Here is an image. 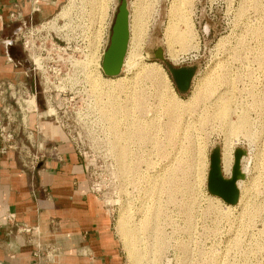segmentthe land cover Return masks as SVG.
I'll list each match as a JSON object with an SVG mask.
<instances>
[{
  "label": "rangeland",
  "instance_id": "obj_1",
  "mask_svg": "<svg viewBox=\"0 0 264 264\" xmlns=\"http://www.w3.org/2000/svg\"><path fill=\"white\" fill-rule=\"evenodd\" d=\"M127 1L130 22L138 1L150 13L144 11L138 32L140 65H124L118 77L106 76L102 63L120 0H59L46 20L27 23L17 34V64L25 82L7 86L3 94L1 127L14 135L5 144L30 149L32 156L24 159L38 168L42 155L31 117L41 115L56 126L87 167L127 264H137L132 255L140 258L138 264H264V0H193L194 38L182 44L181 27L172 50L168 27L174 0ZM159 67L164 74L155 71ZM146 68L157 73L140 74ZM182 68L192 70L186 92L173 77ZM221 77L226 82L218 90L231 103L232 121L243 113L249 118L245 130L230 135L233 157L238 148L248 152L242 161L243 200L236 206L210 195L207 187L210 155L216 147L224 149L228 128L215 119L202 123L201 106L168 137L160 102L192 101L196 91L209 82L220 84ZM142 127H147L143 141Z\"/></svg>",
  "mask_w": 264,
  "mask_h": 264
},
{
  "label": "crops",
  "instance_id": "obj_2",
  "mask_svg": "<svg viewBox=\"0 0 264 264\" xmlns=\"http://www.w3.org/2000/svg\"><path fill=\"white\" fill-rule=\"evenodd\" d=\"M58 3L0 0V264H127L113 218L64 134L43 116L31 117L42 155L38 168L24 159L30 149L1 137L5 88L25 82L17 34L27 23L46 20ZM19 225L35 231L22 234Z\"/></svg>",
  "mask_w": 264,
  "mask_h": 264
},
{
  "label": "bare ground",
  "instance_id": "obj_3",
  "mask_svg": "<svg viewBox=\"0 0 264 264\" xmlns=\"http://www.w3.org/2000/svg\"><path fill=\"white\" fill-rule=\"evenodd\" d=\"M142 1V0H141ZM102 3V2H101ZM144 3V2H143ZM139 1L137 3V7L134 11V13L132 14V20H131V28H130V40H129V44H128V49H127V53H126V56L125 57V60H124V65H127L128 67H130L131 69L132 68H135V67H138V65H140L137 60H138V54L139 52L141 51V35L138 33L139 30H142L141 27H143L144 25V11L145 10H148V15L150 13V9L149 8H144V10H142V7L139 6ZM147 5V4H146ZM192 5L193 4V0H174L173 3H172V7H171V10H170V23H169V27H168V36H169V47L171 49L172 45L174 47V43H175V40L177 39V33L178 30L183 27L184 30H185V33L184 35H182V40H181V43L182 44H186V43H190L192 41V39L194 38V35H193V31H192V26H191V19H190V10H191V7H193ZM146 13V12H145ZM146 17H147V14H146ZM149 17V16H148ZM141 26V27H140ZM182 29V28H181ZM143 44V43H142ZM172 47V48H173ZM172 50V49H171ZM142 52V51H141ZM172 56H174V53L172 52L171 53ZM140 56V55H139ZM152 55H150L149 57H151ZM171 58V57H170ZM176 58V57H175ZM141 59V58H140ZM141 61V60H140ZM93 66H95L93 64ZM92 67V66H91ZM127 67V68H128ZM153 68V67H152ZM148 69L146 68V71L144 70H141L140 71V74H147V76L150 74L153 76L152 72H154L152 70H150L149 72L147 71ZM158 71L159 73L161 74H164V70L159 67V69H155V71ZM131 71V70H130ZM155 73V72H154ZM157 73V72H156ZM155 73V74H156ZM139 74V75H140ZM160 75V74H159ZM100 80V79H99ZM98 80V81H99ZM100 82V81H99ZM104 82H107V81H104ZM109 82V81H108ZM223 82L225 83V78L221 77V82L219 84V82L215 81V82H209V84H207L203 89H200V91H196L198 93H196L194 95V100L192 101H189L187 103L185 102H180V101H176V102H171L169 101V103H165V102H168L163 100V98H160L161 99V106L168 118V121H167V124H166V130H167V135H169L168 137H172V135L174 134L175 132V129L177 128L178 126V121H183V118L185 116H187L189 113L192 114L196 111V107H203L205 108V110L203 111L202 114L199 115V118L201 119L202 123H208L211 121V119H215V120H218L219 122L222 123L223 126H226L228 128V130L230 131L229 132V137L228 139L225 141V146H224V149L222 150V166H223V171H224V174L227 175L232 169V162H233V154H232V150L230 148V143H231V139H232V136L230 135H233L232 133L233 130H238V129H244V128H247L249 126V118H248V114L247 113H243V119H239L238 122L235 124L232 120V115L233 113L231 112V103L230 101L228 100H225V98L223 97L224 94L221 93L218 89H219V86L220 85H223ZM101 83V82H100ZM99 84V83H98ZM120 84V83H118ZM219 84V85H218ZM97 85V83H96ZM128 85V84H126ZM99 86V85H98ZM102 86V85H101ZM106 86V84L104 85ZM119 86V85H117ZM125 85H123L124 87ZM129 87V85H128ZM101 88V87H100ZM103 88V87H102ZM122 88V87H121ZM97 89V88H96ZM118 89V88H117ZM120 89V88H119ZM126 89V88H125ZM129 89V88H128ZM104 90V89H103ZM124 90V89H123ZM132 91V90H131ZM130 91V92H131ZM134 92V90H133ZM108 93V92H107ZM173 93V92H172ZM138 94V93H136ZM140 96V95H139ZM142 96V95H141ZM158 96V95H157ZM131 97H133L131 95ZM165 97V95H164ZM113 98V97H111ZM130 98V97H129ZM142 98L139 97L137 98L136 97V100H141ZM213 99V100H211ZM159 100V99H158ZM111 101V100H110ZM143 101V100H141ZM140 101V102H141ZM207 101H211V107L210 109L206 107V102ZM263 101V100H262ZM261 101V102H262ZM138 102V103H140ZM128 103V102H127ZM136 103V102H135ZM134 103V104H135ZM144 103V102H142ZM258 103V102H257ZM131 104V103H130ZM133 104V105H134ZM209 104V103H208ZM262 106H264V102L261 103ZM255 105V104H254ZM253 105V106H254ZM260 105V103H259ZM258 104L256 106H259ZM138 106V105H137ZM140 106H141V103H140ZM139 106V108H140ZM129 107V106H128ZM135 107H136V104H135ZM134 107V108H135ZM142 107V106H141ZM159 107V106H158ZM261 107V105H260ZM203 108V109H204ZM144 109V108H143ZM124 111L125 108L123 109ZM123 110H122V113H123ZM132 109H130L131 111ZM135 110H138V108H136ZM146 110V109H145ZM114 111V110H113ZM129 111V110H128ZM143 111V110H142ZM118 112V111H117ZM121 112V111H120ZM157 112V111H156ZM119 113V112H118ZM132 113V111L130 112ZM134 113V112H133ZM140 113V112H139ZM142 113V112H141ZM161 113V112H160ZM120 114V113H119ZM125 114V113H124ZM129 114V113H128ZM126 115V114H125ZM124 115V116H125ZM133 115V114H132ZM146 115V114H145ZM188 115V116H189ZM118 116V115H117ZM129 116V115H128ZM136 116V115H135ZM197 116V115H196ZM139 117V116H138ZM144 117V116H143ZM158 117V116H157ZM113 118V117H112ZM125 118H127L125 116ZM120 119V118H118ZM146 119V118H145ZM189 119V118H188ZM128 120V119H127ZM139 120V119H138ZM121 121V120H120ZM185 121V119H184ZM145 122V121H144ZM186 122V121H185ZM236 122V121H235ZM132 123H135V122H132ZM130 123V125L132 124ZM142 123V122H141ZM180 123V122H179ZM182 124V123H181ZM138 125V124H137ZM142 125V124H141ZM145 125V124H144ZM147 125V124H146ZM139 126V125H138ZM129 128V127H128ZM147 128V127H146ZM145 127H142L140 128V139L145 140L146 139V129ZM164 128V127H163ZM180 128V126H179ZM132 129V128H131ZM137 129V128H136ZM157 129V127H156ZM158 129H160L159 125H158ZM129 130V129H128ZM245 130V129H244ZM137 131V130H136ZM236 132V131H235ZM248 132V130H247ZM135 133V131H134ZM127 134V133H126ZM131 134V133H130ZM139 134V133H138ZM153 135V134H152ZM236 135V134H235ZM119 136V135H118ZM122 136V135H121ZM124 136V134H123ZM122 136V137H123ZM129 136V135H128ZM132 136V135H131ZM138 136V135H137ZM234 136V135H233ZM125 137H127L125 135ZM125 137L123 139H125ZM130 137V136H129ZM134 137V136H133ZM154 137V136H153ZM175 137V136H174ZM118 138V137H117ZM120 138V136H119ZM128 138V137H127ZM167 138V137H166ZM132 139V138H130ZM170 140V138H168ZM167 139V140H168ZM174 139V138H173ZM129 140V139H128ZM139 140V139H138ZM151 140V139H150ZM141 142V140H139ZM139 142V143H140ZM127 147V146H126ZM127 150V148H125ZM125 150V151H126ZM169 177V176H168ZM168 179V180H167ZM167 186L169 188V192H170V195H173V186L172 185V177H169L167 178ZM165 180V179H164ZM245 182V181H244ZM241 183L242 181H239L238 182V187L240 189L241 187ZM176 186V185H175ZM162 188V187H161ZM168 191V190H167ZM171 197V196H170ZM217 199V198H216ZM243 198H242V195H241V192H240V203L242 202ZM136 235V234H135ZM138 242V241H137ZM133 243V242H132ZM132 259L134 261V263H139L140 262V258L139 257H136L135 255L133 256L132 255Z\"/></svg>",
  "mask_w": 264,
  "mask_h": 264
},
{
  "label": "water",
  "instance_id": "obj_4",
  "mask_svg": "<svg viewBox=\"0 0 264 264\" xmlns=\"http://www.w3.org/2000/svg\"><path fill=\"white\" fill-rule=\"evenodd\" d=\"M120 7L112 27L110 44L103 56V71L108 77H118L123 69L130 40V12L127 0H120ZM248 152L238 148L234 151V164L231 176L224 175L222 166V148L216 147L210 155V171L208 174V192L222 199L227 205L236 206L240 201L239 181L247 176L242 169V161Z\"/></svg>",
  "mask_w": 264,
  "mask_h": 264
},
{
  "label": "flooded vegetation",
  "instance_id": "obj_5",
  "mask_svg": "<svg viewBox=\"0 0 264 264\" xmlns=\"http://www.w3.org/2000/svg\"><path fill=\"white\" fill-rule=\"evenodd\" d=\"M191 76H192V70L185 69V68L174 70V74H173L174 80L178 88L183 92H186L187 89L189 88ZM31 88L33 90L32 85H31ZM36 95H37V89L35 88V94H34L35 98H36Z\"/></svg>",
  "mask_w": 264,
  "mask_h": 264
},
{
  "label": "built area",
  "instance_id": "obj_6",
  "mask_svg": "<svg viewBox=\"0 0 264 264\" xmlns=\"http://www.w3.org/2000/svg\"><path fill=\"white\" fill-rule=\"evenodd\" d=\"M12 17H14V15H12ZM1 137H2V140L4 142H7V143H10L14 139V135L13 134H6L3 129L1 130ZM10 220L12 222H15L14 216H10ZM18 230L22 234H26V235H30V234H32L35 231V229H33V228L29 227V226H26V225H19Z\"/></svg>",
  "mask_w": 264,
  "mask_h": 264
}]
</instances>
